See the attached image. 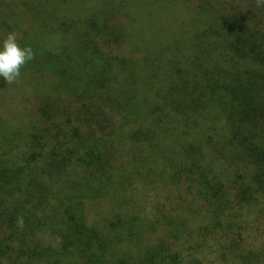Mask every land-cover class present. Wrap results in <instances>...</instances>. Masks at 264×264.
I'll return each instance as SVG.
<instances>
[{"label":"trees","instance_id":"16d2710c","mask_svg":"<svg viewBox=\"0 0 264 264\" xmlns=\"http://www.w3.org/2000/svg\"><path fill=\"white\" fill-rule=\"evenodd\" d=\"M48 1L33 3L38 12L32 27L52 30L55 47L43 44L44 35L19 38L21 47L34 52L19 78L69 73L73 86L90 88L73 97L103 95L111 112L107 119L116 125L95 131L102 109L95 102L81 114L93 129L87 134L71 116L45 127L35 119L27 128L9 127L0 118V223L9 228L0 258H28V264H189L199 258L187 260L174 251L176 243L238 245L249 235L240 215L264 200V3L136 0L146 25L140 39L152 40L148 59L138 64L111 57L113 40L105 44L119 39L111 32L110 24L120 26L113 21L139 20L132 6L91 0L90 15L79 10L88 0H61L71 4L68 13L40 16L43 7L46 12L53 6ZM110 4L118 13L103 12ZM61 29L74 35L77 50L87 51L94 66L87 79L65 69L61 52L68 39L58 34ZM113 29L125 36L120 47L132 24L130 31ZM118 59L124 62L115 67ZM130 121L141 135L149 128L152 140L137 136L131 149L125 147ZM159 187L167 189L165 196L151 193ZM171 189L179 195L175 204ZM127 245L137 256L120 254Z\"/></svg>","mask_w":264,"mask_h":264},{"label":"rangeland","instance_id":"374dc122","mask_svg":"<svg viewBox=\"0 0 264 264\" xmlns=\"http://www.w3.org/2000/svg\"><path fill=\"white\" fill-rule=\"evenodd\" d=\"M48 0H0V41L12 31H15L19 38H22L26 35H30L33 37H40L44 35L43 43L46 47L52 48L54 44V34L51 30L45 29H36L32 27L34 24L33 18L34 14L37 13L32 6L33 3H37L40 7L46 4ZM86 3L84 1L80 2L79 9L82 13L89 12L90 15H93L94 2ZM202 2V0H200ZM217 2L219 4H226V2L231 3L236 0H211ZM49 2V1H48ZM166 3V0H164ZM253 3H259V0H252ZM51 3V2H50ZM101 3V2H100ZM106 3V0H103V4ZM121 6L127 7L132 6L130 8L134 13L132 17H139L137 22H130L128 19V23L126 21L121 20L119 24L113 21L115 26L120 25L123 26L127 31H130L131 24L132 30L129 33V38L127 42L118 47L120 43H124L125 36L121 39L120 32L118 29L120 26L110 27L111 32L115 35H118V41L115 38L107 39L106 45H108L109 40H113L107 49L110 52V56L113 57L115 54L119 56V59H127L128 61H137L139 63H143L142 61H146L148 59V50L146 47L152 44L151 36H147V40H141L140 35L142 33V28L146 30V25L143 22L141 16L138 13V9L135 10L134 7H137L136 0H119ZM72 4H76L75 0ZM237 4L246 7L247 4H250V0H237ZM46 12L40 10V16L45 15H53L61 17L65 13H68L67 7L71 4H61V0H54L51 6ZM101 5V4H100ZM98 5V6H100ZM263 5V3H260ZM58 6L62 8V12L58 10ZM72 5L69 10H72ZM74 8V7H73ZM166 9V5H165ZM164 9V10H165ZM75 10V9H74ZM155 10V9H154ZM66 11V12H65ZM264 11V9H263ZM104 13L107 14H115L118 13L117 10L110 4L109 9H104ZM187 12V11H183ZM96 16V12H95ZM264 16V14H262ZM97 17V16H96ZM69 18V16L67 17ZM72 21V19L70 20ZM153 21H150V24ZM145 26V27H144ZM152 26V25H151ZM63 31V32H62ZM67 30H60L58 34H63L67 37L68 41L66 42L67 47L64 48L61 52V59L64 60V63H67L66 70L69 69L73 73V77H82L81 79H87V74H93L94 66L93 64L89 65L88 61L89 56L87 51L77 50L78 46L75 44L74 35L68 33ZM147 32V31H146ZM145 43L147 45H145ZM88 59V61H87ZM116 60L115 67L122 66L124 60ZM91 63V62H90ZM114 67V68H115ZM131 70V68H129ZM127 72L128 70H124ZM118 73V71H117ZM69 73H50V72H30L24 78H18L14 83L8 84L5 81H0V118L4 120L6 125L9 127H25L30 126L32 121L35 119L40 121V125L42 127L49 126V122L52 120L62 121L68 117H72L75 120V123L80 124L84 130L85 134L88 131L93 129L90 128L88 122L81 116L88 106V104L95 102L102 109L98 110L99 113V122L96 123V130L98 133H105L108 131L107 125L114 126L116 125L114 122H110V119H107L108 109L105 108V98L104 96H97L92 94L89 96L88 101H79L76 97H73L76 92L87 93L90 91V88H87L85 85H72L70 82ZM161 99V96L159 97ZM54 102L53 105L48 103L49 101ZM57 100V101H56ZM158 100V99H157ZM56 101V102H55ZM50 105V107H49ZM84 105V108L83 106ZM42 110H46V115L42 113ZM124 111V110H123ZM104 112V113H103ZM113 114V113H112ZM111 118V116H110ZM116 119H119L116 116ZM197 120L199 118H196ZM66 121V120H65ZM8 122V123H7ZM199 122V120H198ZM64 123V122H63ZM11 126H10V125ZM137 123H132L131 121L125 127L126 130L131 132L129 136V141H125V147L132 148V143L136 139V137H143L146 139L152 140V135H147V129L151 132V130L147 127L144 128L145 134H140L138 132L139 128ZM138 129V130H137ZM200 129V127H197ZM164 130V126L161 125L155 129V133L159 134ZM212 134L215 133V127L211 131ZM55 134L52 131V135ZM150 137V138H149ZM3 142V141H2ZM2 144V143H1ZM2 146V145H1ZM124 146V142H123ZM205 166L207 164L213 165V162L203 161ZM153 195H158L160 197L165 196L167 193V189L165 187H159L156 191L151 192ZM170 195L173 198L174 204L176 203L179 195L174 194L171 189ZM245 212L246 216H241L240 219L244 218L241 226L244 229L249 231V235L245 237V239H241L238 242V245L235 243L234 245L226 244L222 246L220 243H217L212 240H204L201 241V246L199 247L198 240H193L189 243L179 242L175 244L174 251L180 253L183 257L190 259L199 258L197 261H192L193 263L189 264H264V200L257 201L255 205L246 207ZM9 230V228L0 223V241L3 240L4 233ZM154 243H158L156 239H153ZM18 244V241H14V244ZM191 245V246H190ZM192 247L194 249H190ZM234 247V248H233ZM233 249V250H232ZM132 251L128 245L124 246L120 250V254H128ZM129 257L137 256L136 253H129ZM16 257H12L11 255L6 254L5 257L0 258V264H28V258H24L23 261H17ZM188 260V259H187ZM114 263V260H113ZM31 264H36L31 262ZM42 264V263H39Z\"/></svg>","mask_w":264,"mask_h":264},{"label":"clouds","instance_id":"9594fccd","mask_svg":"<svg viewBox=\"0 0 264 264\" xmlns=\"http://www.w3.org/2000/svg\"><path fill=\"white\" fill-rule=\"evenodd\" d=\"M259 3H264V0H259ZM33 59L32 48L21 47L17 33L9 32L0 41V78L8 84L14 83L21 76V69ZM20 223L22 226L23 221Z\"/></svg>","mask_w":264,"mask_h":264}]
</instances>
